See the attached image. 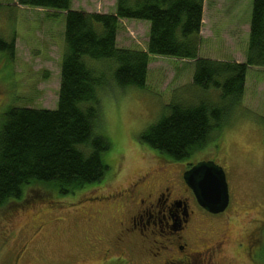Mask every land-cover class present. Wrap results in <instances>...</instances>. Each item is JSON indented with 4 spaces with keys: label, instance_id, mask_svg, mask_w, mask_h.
Here are the masks:
<instances>
[{
    "label": "rangeland",
    "instance_id": "rangeland-1",
    "mask_svg": "<svg viewBox=\"0 0 264 264\" xmlns=\"http://www.w3.org/2000/svg\"><path fill=\"white\" fill-rule=\"evenodd\" d=\"M214 1L219 6L222 3ZM232 1L228 0L230 7ZM241 1L245 7L246 0ZM209 2L205 13L211 12ZM114 5L115 0L70 2L71 9L99 13H112ZM139 22L149 27L145 20H120L118 47L145 50L148 27ZM64 24L63 11L0 0V39L14 42L12 53L0 46V127L12 107L56 108ZM219 39L223 42H217ZM234 39L242 41L241 30L236 37L221 26L220 17L211 18L201 27L197 54L214 56L210 50L217 46L232 54L236 46L239 50L243 47L241 41L233 46ZM193 62L150 56L145 84L138 88L116 85L112 63L91 61L105 71L106 84L98 88L95 100L98 116L94 129L111 143L102 154L108 169L99 182L71 194L29 183L20 198L0 206V264H148L152 258L163 257V246H172L173 235L125 230L120 221L127 203L114 195L145 172L151 173L154 166L176 178L183 169L199 162L223 169L229 204L225 211L212 215L214 218H199L194 223L187 234L191 248L201 249V244L224 234L223 262L251 264L245 244L253 230L259 241L251 252L252 264H264V71L246 72L238 104L184 159H171L138 139L167 113L166 106L173 99L192 97ZM162 179L156 174V182Z\"/></svg>",
    "mask_w": 264,
    "mask_h": 264
},
{
    "label": "trees",
    "instance_id": "trees-1",
    "mask_svg": "<svg viewBox=\"0 0 264 264\" xmlns=\"http://www.w3.org/2000/svg\"><path fill=\"white\" fill-rule=\"evenodd\" d=\"M17 1L64 12V51L56 108L12 107L5 113L0 127V206L20 198L29 183L65 195L104 177L108 165L102 154L111 143L95 131L94 123L105 71L91 61L112 63L116 85L142 88L150 56L194 60L192 97L173 99L167 113L138 137L174 160L203 144L212 126L238 104L248 67H264V0H252L243 62L198 56L203 0H115L112 13L71 9V0ZM123 19L149 23L145 50L117 46ZM13 44L0 39L10 53Z\"/></svg>",
    "mask_w": 264,
    "mask_h": 264
},
{
    "label": "flooded vegetation",
    "instance_id": "flooded-vegetation-1",
    "mask_svg": "<svg viewBox=\"0 0 264 264\" xmlns=\"http://www.w3.org/2000/svg\"><path fill=\"white\" fill-rule=\"evenodd\" d=\"M189 168L183 169L175 178L170 174L165 175V170L156 169L154 166L151 173L145 172L114 195L115 199L119 198L124 204L127 203L122 214L123 220L120 221V226L125 230H131L129 232L137 230L142 235L144 232L151 235L156 233L173 235L172 246H163L166 249L163 257L157 260L147 258L148 264L224 263L222 246L227 241L224 234L218 239L201 244V249H197V246L191 248L188 242V230L194 223L199 218L212 219L214 218L212 215H215L197 203L191 188L185 183L183 174ZM156 174L163 179L156 182ZM153 175L155 181L150 183ZM258 241L252 230L245 244L251 264V252ZM261 244H264V238Z\"/></svg>",
    "mask_w": 264,
    "mask_h": 264
},
{
    "label": "crops",
    "instance_id": "crops-1",
    "mask_svg": "<svg viewBox=\"0 0 264 264\" xmlns=\"http://www.w3.org/2000/svg\"><path fill=\"white\" fill-rule=\"evenodd\" d=\"M212 2V3H211ZM206 4L207 0H203L202 3V16H201V27L203 26V23L205 21H208L209 19L213 18L214 20H218L219 17L221 18V26L224 29L232 30L233 33H237L239 30H241V40L237 41L234 39L232 42L233 46L238 45V43L241 41L243 44L242 49L239 50V46L237 47L236 52L233 51L232 54H228L225 52V50L221 47H216V50H210V52L215 53L213 55H206L203 58H209L212 60H217V61H236V62H243L244 60V51L246 50L247 47V41H248V33H249V20L250 18L248 17V11L250 10V7H252V0H246L244 3L245 7H243V2L241 0H233L230 4L228 0H222V3L219 4L213 2V0H210L209 2V11L210 13H205L206 10ZM249 9V10H248ZM251 12V10H250ZM140 23V22H139ZM138 23V24H139ZM141 25H145V27H148L146 23L141 22ZM132 26L136 28L135 22L132 23ZM147 41V40H146ZM222 40H218L217 42H221ZM223 42V41H222ZM132 46V45H131ZM135 46V45H134ZM132 46V47H134ZM137 46H135L136 48ZM226 55H224V54ZM264 71V68L262 67H249L247 71ZM192 74V71H191Z\"/></svg>",
    "mask_w": 264,
    "mask_h": 264
},
{
    "label": "water",
    "instance_id": "water-1",
    "mask_svg": "<svg viewBox=\"0 0 264 264\" xmlns=\"http://www.w3.org/2000/svg\"><path fill=\"white\" fill-rule=\"evenodd\" d=\"M197 203L208 212H223L229 203L228 186L221 167L210 162L192 165L183 174Z\"/></svg>",
    "mask_w": 264,
    "mask_h": 264
},
{
    "label": "bare ground",
    "instance_id": "bare-ground-1",
    "mask_svg": "<svg viewBox=\"0 0 264 264\" xmlns=\"http://www.w3.org/2000/svg\"><path fill=\"white\" fill-rule=\"evenodd\" d=\"M226 178V177H225Z\"/></svg>",
    "mask_w": 264,
    "mask_h": 264
}]
</instances>
